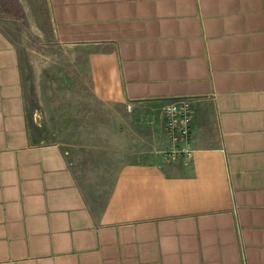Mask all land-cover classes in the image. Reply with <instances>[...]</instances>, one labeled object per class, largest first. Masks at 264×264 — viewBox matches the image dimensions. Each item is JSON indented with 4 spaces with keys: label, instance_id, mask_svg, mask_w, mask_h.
I'll list each match as a JSON object with an SVG mask.
<instances>
[{
    "label": "crops",
    "instance_id": "crops-1",
    "mask_svg": "<svg viewBox=\"0 0 264 264\" xmlns=\"http://www.w3.org/2000/svg\"><path fill=\"white\" fill-rule=\"evenodd\" d=\"M95 97L195 98L192 156L124 162L89 197L29 126L0 28V264H264V0H45Z\"/></svg>",
    "mask_w": 264,
    "mask_h": 264
},
{
    "label": "rangeland",
    "instance_id": "rangeland-1",
    "mask_svg": "<svg viewBox=\"0 0 264 264\" xmlns=\"http://www.w3.org/2000/svg\"><path fill=\"white\" fill-rule=\"evenodd\" d=\"M0 28L19 51L33 137L61 144L89 197L104 199L124 162L163 159L159 109L95 97L84 51L55 37L45 0H0Z\"/></svg>",
    "mask_w": 264,
    "mask_h": 264
},
{
    "label": "built area",
    "instance_id": "built-area-1",
    "mask_svg": "<svg viewBox=\"0 0 264 264\" xmlns=\"http://www.w3.org/2000/svg\"><path fill=\"white\" fill-rule=\"evenodd\" d=\"M164 131L170 147L164 152L168 162L189 159L194 151L191 143L192 123L195 115V98L181 96L163 106Z\"/></svg>",
    "mask_w": 264,
    "mask_h": 264
}]
</instances>
